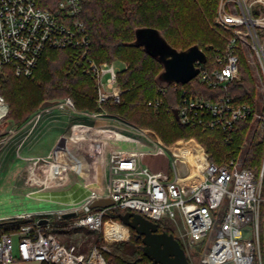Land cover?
Masks as SVG:
<instances>
[{
	"label": "built area",
	"instance_id": "2783aa9c",
	"mask_svg": "<svg viewBox=\"0 0 264 264\" xmlns=\"http://www.w3.org/2000/svg\"><path fill=\"white\" fill-rule=\"evenodd\" d=\"M59 9L68 23L35 0H0V72L31 78L48 49H74L87 58L85 72L96 82L98 110H78L71 98H64L39 108L22 128L30 127L31 136L41 120L57 109L88 120L74 122L49 156L25 158L31 161L33 176L43 166L40 178L45 183L65 185L75 175L88 192L67 209L14 216L27 222L12 233L0 234V264H108L107 246L96 244L89 255L79 257L55 231L87 227L101 232L112 208L175 224L179 231L173 234L191 264L193 260L264 264V160L258 170L247 167L234 149L227 161L216 164L202 146L193 151L171 149L174 158H169L157 134L107 110L122 102L118 79L122 69L115 61L98 63L88 57L90 36L80 18L82 0H61ZM215 22L229 36L223 46L203 50L207 61L196 64V78L220 93L209 98L183 92L173 110L184 126L223 133L228 146H233L241 122L256 124L264 139V0H220ZM248 52L260 70L262 90L254 106L238 102L230 90L241 81V54ZM160 90L161 95L148 102L149 108L163 107L166 89ZM9 111L0 91V123ZM113 142L131 143L133 148L120 149ZM150 159L165 160L164 167L153 169ZM46 168L55 174L44 173ZM100 199H111L114 206L93 207ZM127 231V226L115 222L105 238L118 241Z\"/></svg>",
	"mask_w": 264,
	"mask_h": 264
},
{
	"label": "trees",
	"instance_id": "16d2710c",
	"mask_svg": "<svg viewBox=\"0 0 264 264\" xmlns=\"http://www.w3.org/2000/svg\"><path fill=\"white\" fill-rule=\"evenodd\" d=\"M37 5L50 11L61 21L68 23L59 9L61 0H35ZM220 0H82L81 20L90 36L88 57L98 63L120 60L125 63L118 75L123 89L122 102L107 106V110L119 114L142 128L154 129L169 143L167 135L159 127L166 123L178 131L179 137L190 141L196 139L204 146L210 161L225 162V157L248 141L245 152L247 167L255 168L263 156V143L258 135L247 138L249 122L237 125L233 146H228L221 132L203 131L200 128L182 125L173 110L182 98V93L201 94L213 98L219 90H212L196 81L187 85L170 84L163 96L164 105L158 110L148 107V102L161 95L157 77L163 71L160 61L150 56L142 46H135L136 30L143 27L161 31L167 41L178 50L198 45L207 51L211 46H223V30L215 22ZM87 58L74 49H48L43 54L38 69L31 78L16 77L12 72L0 74V91L10 111L7 117L18 126L23 125L44 102L71 98L78 110L97 111V86L92 76L85 72ZM241 81L231 86V94L238 102L256 105L259 94L257 79L241 54ZM196 80V79H195ZM250 140V141H249ZM245 144L244 146H246ZM238 153V149L236 150ZM129 211L112 208L108 218L124 224L121 216ZM27 220L12 219L0 222V234L12 233ZM68 220L64 225L68 224ZM159 232L173 234L162 223L154 222ZM125 225V224H124ZM126 226V225H125ZM128 227V226H127ZM111 228V227H110ZM131 229V228H130ZM74 231V228L70 229ZM134 240L136 258L127 259L120 251L105 252L108 264H152L144 252L142 237L136 231ZM102 238L99 239V243ZM138 246H137V245Z\"/></svg>",
	"mask_w": 264,
	"mask_h": 264
},
{
	"label": "rangeland",
	"instance_id": "374dc122",
	"mask_svg": "<svg viewBox=\"0 0 264 264\" xmlns=\"http://www.w3.org/2000/svg\"><path fill=\"white\" fill-rule=\"evenodd\" d=\"M221 36L228 37L229 32L223 31L221 32ZM245 59L254 72L257 79V89L259 94H261V81L258 77L260 73L259 65L257 61L250 56L249 52L247 56H245ZM114 61L117 62V68L123 70L125 63L123 64L120 60ZM0 74L5 76L8 73L2 71ZM195 79L193 81L200 84L198 79ZM76 121L89 122L79 115H73L59 109L52 110L41 120L31 136L28 135L30 127L23 129V125L18 126L10 115L0 123V145H2L0 148V222L10 221L14 219V216L25 213L38 214L67 209L71 206L70 203L78 202L88 192L85 183H78L79 180L75 175L71 176L73 181L65 185H58L57 183L50 182L45 183L43 179L40 178L43 167L41 165L36 168V176H30L28 168L31 165V161L22 159V157L38 158L49 156L51 151L56 148L61 138L69 132L71 125ZM159 127L167 135L170 141L169 143L164 142L162 137L154 129H147L160 137L166 145L168 157L171 159L174 158V155L170 153L171 149L193 151L197 146H202L204 148L196 139L187 141L179 137L178 131L171 128L166 123H161ZM40 130L42 137L40 139L41 141L37 142L38 139L35 138V135L39 133ZM247 132L246 139H248V137L250 138V135H258L259 141L263 143L264 147L262 132L256 124H250ZM12 134H14V136L9 139L8 136L10 137ZM24 142L26 144V147H24L25 149H35L33 151L22 149L20 146ZM5 143L6 145H4ZM36 143L38 144L35 147ZM112 144L124 150L133 148L131 143L113 142ZM245 144L247 145L244 146ZM248 145L247 141L236 148L238 149L237 155L240 154L239 156H242L245 165L244 158L247 150L246 148L249 147ZM199 154L201 156V153ZM199 158L200 157H196L198 162ZM228 159L229 157L226 156L225 161ZM263 160L264 150L259 164L255 166L257 170ZM148 162L153 166V169L162 168L165 164V160L162 159H150ZM115 222L117 221L108 218L101 232L91 231L87 227L76 228L74 231L70 229H58L55 232L60 241L79 257H86L89 255L94 246L98 244L99 246H107L109 249L107 252L109 253L111 251H120L127 259H135V243L133 242L135 232L132 229L128 227L125 237L121 240L110 241L105 238V232L112 227ZM162 225L173 233L177 234L179 231L178 227L168 220L164 221ZM100 238H102V240L99 243ZM14 245H16L15 239ZM193 262L197 264L195 260H193Z\"/></svg>",
	"mask_w": 264,
	"mask_h": 264
},
{
	"label": "water",
	"instance_id": "95a60500",
	"mask_svg": "<svg viewBox=\"0 0 264 264\" xmlns=\"http://www.w3.org/2000/svg\"><path fill=\"white\" fill-rule=\"evenodd\" d=\"M134 45L142 46L150 56L163 65V71L157 77L159 87L162 89L173 83L183 86L190 83L199 74L196 64L207 61V55L198 45L178 50L155 28L137 29ZM56 103L57 101H46L40 108L54 106ZM113 206L114 202L111 199H100L93 204V207L100 208ZM121 218L126 226L136 231L138 237H142L145 255L152 260V264H191L174 234L159 232L156 223L135 212H128Z\"/></svg>",
	"mask_w": 264,
	"mask_h": 264
},
{
	"label": "crops",
	"instance_id": "0c3cea01",
	"mask_svg": "<svg viewBox=\"0 0 264 264\" xmlns=\"http://www.w3.org/2000/svg\"><path fill=\"white\" fill-rule=\"evenodd\" d=\"M41 137H42V136H41V130H40L39 133H36V135H35V138H37V139L39 140V141L37 140V142H40V141H41V140H40ZM8 138L11 139L12 137L10 138V137L8 136ZM35 142H36V141H35ZM37 144H38V143H36L35 147L37 146ZM4 145H6V143H5ZM20 147H21L22 149H23L24 147H26L25 142L22 143V145H21ZM24 149H25V148H24ZM34 149H35V148H34ZM34 149H31V150L25 149V150H26V151H33ZM23 158H24V157H23ZM23 158H22V159H23ZM24 159H25V158H24Z\"/></svg>",
	"mask_w": 264,
	"mask_h": 264
},
{
	"label": "bare ground",
	"instance_id": "6f19581e",
	"mask_svg": "<svg viewBox=\"0 0 264 264\" xmlns=\"http://www.w3.org/2000/svg\"><path fill=\"white\" fill-rule=\"evenodd\" d=\"M28 170H29V175L31 176L33 174L34 170L32 167H29ZM44 173H46V174L49 173V175H54L55 171L51 168H46V172H44Z\"/></svg>",
	"mask_w": 264,
	"mask_h": 264
}]
</instances>
